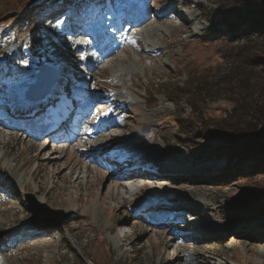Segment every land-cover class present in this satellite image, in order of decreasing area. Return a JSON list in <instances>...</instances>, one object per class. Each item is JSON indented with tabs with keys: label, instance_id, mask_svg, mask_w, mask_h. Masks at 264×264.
Wrapping results in <instances>:
<instances>
[{
	"label": "rangeland",
	"instance_id": "1",
	"mask_svg": "<svg viewBox=\"0 0 264 264\" xmlns=\"http://www.w3.org/2000/svg\"><path fill=\"white\" fill-rule=\"evenodd\" d=\"M109 1L112 3L102 11L96 8L101 22H106L107 16L115 11L114 4L118 7L125 0H106ZM91 2L0 0V80L11 81L12 77L23 73L12 80L10 89L15 96L4 81H0V95L1 91L7 94L2 95L0 101L7 102V108L14 101L20 102L26 88L35 83L34 65L40 61L53 65L61 58L68 66V74H71L69 70H74L71 84L83 82L84 85L81 77L85 69H74L79 60L76 67L72 64L76 59L73 42L83 37L77 38L80 34L74 32L73 41L68 26L79 18L72 15L66 19L65 12L70 6L78 10H73L78 16L85 12L88 15ZM135 2L148 16L151 8H158L152 14L154 23L137 30L142 42L130 39V45L126 44L116 57L103 63L97 74H86L83 79L89 81V90L97 92V99L104 101L100 108L107 114L97 113L99 119L124 114L114 122L111 120V124L122 126L119 132H113L112 139H106V135L101 141L113 144L107 151L121 149L124 151L118 154L131 158L125 146L120 145L118 135L130 137L140 131L142 139L138 146L152 154L146 162L141 160L143 165L149 166L143 168L147 170L146 177L136 184L140 186L138 195L132 202L131 199L122 200L118 195L119 184H107L110 171L99 168L98 164H89L85 169L71 148L58 151L52 147L46 155L39 154L43 145L0 130V155H3L0 162V231L5 232L0 240V264H264V234L257 231L264 226V218L229 225L237 220L234 216L243 215L234 205L239 194L248 187L264 188V176L259 174L251 181L236 184L233 180L237 175L219 186L197 179L204 173L245 171L252 164L230 166L224 157L213 152L217 143L208 137L200 138L196 132L192 134L193 139L186 140L179 134L181 125L193 122L194 118L186 102L177 106L172 102L180 96L186 82L222 70L225 56L240 47L243 34L233 37L222 22L229 9L219 0H132ZM44 3H47L45 7L36 9ZM170 3H173L171 9ZM163 10L172 18L155 21V16H160ZM73 18L71 23H65V19L68 22ZM231 21L239 22L236 17ZM246 26L240 29L245 30ZM13 41L18 47L9 54L8 47ZM155 49L162 52L152 54ZM116 82L119 85L113 87ZM82 85L79 88L82 89ZM124 88L136 102L134 108L129 109L116 98ZM175 88L177 93L174 94ZM231 108L232 102L220 98L206 99L200 106L204 120L223 118ZM2 141L8 145L5 147ZM207 144L211 147H206L205 155L200 156ZM51 152L59 161L53 166L46 161ZM154 162H157L155 167L150 164ZM57 163H61L62 172ZM71 165L83 172L81 177L87 170L90 175L87 181L84 177L79 180L81 182H75L78 171L70 172ZM188 175L192 176L184 178ZM27 195L32 196V206L37 212L34 223L43 227L30 225L32 215L28 211ZM151 200L176 207V212L183 210L179 218L186 224L178 228V233H189L188 237L183 235L189 241L187 244L178 245L179 237L174 242L169 231L147 225L148 215L138 218L136 211ZM65 216L67 218L58 227Z\"/></svg>",
	"mask_w": 264,
	"mask_h": 264
},
{
	"label": "trees",
	"instance_id": "2",
	"mask_svg": "<svg viewBox=\"0 0 264 264\" xmlns=\"http://www.w3.org/2000/svg\"><path fill=\"white\" fill-rule=\"evenodd\" d=\"M219 1L229 9L222 22L229 27L233 37L243 34L242 44L225 56L222 70H216L212 76L207 73L186 82L180 96L172 101L176 106L186 102L191 118H194L193 122L181 125L179 134L184 135L186 140L193 139L192 134L196 132L200 138L208 137L216 142L213 152L224 157L230 166L252 164L245 171L204 173L197 177L215 186L222 181H232L237 175L238 180H233L236 184L251 181L259 174L264 176V0ZM233 17L239 22H232ZM245 24V30L240 29ZM173 93H177L176 88ZM212 98L230 101L232 108L223 118L204 120L200 106L203 101ZM206 147L211 146L207 144L200 156L205 155ZM234 205L243 215L234 216L237 220L232 219L234 222L229 225L263 220L264 188H245ZM257 231L264 234V226Z\"/></svg>",
	"mask_w": 264,
	"mask_h": 264
},
{
	"label": "bare ground",
	"instance_id": "3",
	"mask_svg": "<svg viewBox=\"0 0 264 264\" xmlns=\"http://www.w3.org/2000/svg\"><path fill=\"white\" fill-rule=\"evenodd\" d=\"M110 3H112V2H110ZM116 4H114L115 7H116L115 11L111 15L107 16L109 18L106 19V22H105V20H104V22H103V20L101 22V19L102 18H99L98 21L94 20V21L89 22L90 25L88 26L89 27L88 29L90 30L91 34H88V33L85 34L84 31H82V30L79 29V27H73V26L71 27L72 29H74V32L75 33H79L80 34V36H76L77 38H79V37L82 36V37H85L86 39H89V40H91L93 42V45L92 46L89 47V45H88V46H86L85 49H83L81 51L84 54L85 53L87 54V59L93 61L94 64H92V66H94L96 68V70H98V68L100 67V65H102L103 63L109 62V58H111V57H113V56L116 55V53L107 54L105 57L101 58L98 61V58L94 54H92V51H94V53L97 56H99L101 54V50L106 49V48H103V49L100 48L99 49L97 45H99L101 42L104 41L106 43L105 47H108L109 46V43H111V42L114 43L115 42L114 40L118 39V36L125 37V42H122V44L124 46H125L126 42H128V43L130 42L129 41L130 39L136 41L137 43L142 42L141 37L139 36V33H138L137 30H140V29L146 27L147 25H150L151 23H154L153 22V18L151 16H147V17L144 18V20H142L143 19V16H145L144 15V11H143L141 5H139L137 3H134V4H136V7H137L136 9H134L133 8L132 0H125V1H123L122 5H118V7L116 6ZM172 4L171 3L168 4V7L170 9L172 7ZM104 7L105 6H102V4H101V5H99V7H98L99 9L98 10H101L102 11V9ZM126 7H128V9L125 10ZM171 18H172V15H170V16L167 15L166 10H163L162 11V15L160 16V18L155 17V21H162V22H164L165 20L171 19ZM139 20H141L140 23L138 25H134V23H136ZM86 21H89V20H86ZM133 21H135V22L132 24L131 22H133ZM79 23H80L79 20H77V21L75 20V22L72 23V24L73 25L74 24L75 25H79ZM82 24H84V23H82ZM116 24H119L117 31L113 30L110 33L109 32V29H113L114 25H116ZM101 27H105V28L104 29H101ZM88 36H90V38ZM142 37H144V36H142ZM148 47H150V46H148ZM73 54L76 57L75 61L72 63L73 64V68H74V67H76V64L78 63V60L79 59H77V57H79V55H78L77 51H74ZM63 62L64 61L61 58H57L56 62L53 63L54 67L57 70V81H56L57 84L55 83L56 86L54 85L55 87L54 86H53L54 88L52 87L53 88V89H51L52 91L50 90V93H49L50 95L48 94L44 99L37 100V101H27L25 99H22L20 102L14 101V102L10 103V105H11L10 108H7V105H6L7 102H6V104L4 103L6 106H4V104H1L0 103V112L3 113L2 116H5V118H4L3 121H5L7 123L9 121H12L13 123H17V121L18 120H21L22 118H24L26 120H34V121H32V123L28 122V126L30 128L29 129V132L30 133L28 135H25V138H26L25 140H27V138L28 139L30 138V139H33L35 141V144H37V145L38 144L39 145H43V148L40 150L39 154H44V155H46L45 153H48V151L52 150L53 149L52 147L58 149V151H61V150L63 151V149H64L63 148L64 140L62 139V137L61 138H58L59 133L60 132H63V130H61V128H62L61 125H59V122L60 121H62V120L63 121L64 120H68L69 121L72 115H78V116H80V118L86 117V120H83V122L82 121H78L77 124H76V126H79V132L78 131H75V130H72V131L70 130L71 132H74V133H77L78 132V134H79L78 135V138L76 139V141H74L70 145L75 146V144L78 141H83L84 138H87V140L90 141L89 144H91L92 146L82 144L81 145L82 149H80V152H83V155L81 157H77V160L79 161V163H81L82 165H84V168L87 169V166L89 164H90V166H91V164H95V161L98 158H100L102 160H107L109 158V156H107L106 154H103L101 157L99 156V153L108 146L105 143H100L99 142V138L102 137L101 134H95V135H92V136H90V135L88 136L89 129H90V125H91V121L92 122H96V121L97 122H103V121H105V122H108L109 123V122H112L114 119L118 118V116L119 117L124 116V114H121V115L118 114V116L117 115H110V116H107V117H104V118L102 117V118L98 119L97 118L98 117L97 113L98 114L99 113H101V114L102 113H105L100 108V106H102V103H103V100H101L102 98H99V99L95 98L93 100L89 99L88 95H86L83 92V90L86 87V84L85 83H84V85H82L83 82L81 84H79V85H77L76 83H73L72 88L64 87L62 85V83L66 82V81H70V83H71L72 82V80H71L72 77L71 78L70 77L69 78L67 77V74H68V66H67L66 63H63ZM84 69L86 70L87 69V66H85ZM78 72L81 73V71H78ZM47 73H48V70H46V72L44 73V76L47 75ZM129 75H131V74H129ZM81 85H82V89L79 88ZM118 85H119V83L116 82L113 85V87H116ZM63 89H64L65 94L67 96H69L71 99H74L72 101V103H74L75 101L79 102L78 109L76 111H73V109L70 107L69 102L60 101V99L62 98L61 97V90H63ZM117 89H119V88H117ZM118 97L122 100L123 105L126 104L129 109L134 108V106H136V104H135L136 102H134L133 97L131 98V96L128 94V92L126 91L125 88L122 89L119 92V94L117 95L116 98H118ZM53 104L60 106L58 108V110H61L62 113H60V115L57 114V117L56 118H53V119L50 116L51 114L48 115V116H46V118H48V119H46V122L47 123L45 122V126H43L40 129L41 132H42L41 135L39 137H35V134H37V133L35 131L34 126H36L38 123H41V121H43V117H45L44 114H43V112H42V107H44V106H48L49 107V106H52ZM93 104H97V105L96 106H93ZM87 108H89V109L87 110ZM5 110H6V112H5ZM106 110L107 109H105V111ZM30 112H31V114L28 115V113H30ZM127 112H128V110H127ZM10 118H12V119H10ZM121 127L122 126L119 125V124H110L107 127V129L105 130L106 134L103 137H105L106 135H108L105 138L108 139V140L109 139H112L113 138L112 137L113 136L112 133L115 132V134H116L117 132H119L117 130L120 129ZM0 128H2V127H0ZM21 128H22V126L19 125L14 130H10V129H7V128H2L0 130L10 131V132H13L14 134L16 133L17 136L19 137V136H23V134H21L22 132L19 131V130H21ZM71 129H72V127H71ZM53 137H55V138H53ZM116 139H117V137H116ZM118 139L120 141V145L125 146V148L129 151V154H130L131 158H125L124 160L120 161V164L118 166H115V164H113V162L111 163L110 161H108L107 166L105 165L103 167V168H106V169H108L110 171V173H108V176L107 177L112 178L111 171H113V172H115L117 174L126 173V175L127 174L130 175L132 172L139 171L141 167H145V166L148 167L149 166V165H143V162L141 161V160H144V162H146L145 160L146 159H149L148 156H151L152 154L148 153L147 151H144L142 148H140L138 146L139 141H141V139H142L141 138V132L140 131H136L130 137H124V136H122V135L119 134L118 135ZM145 143H147V142H145ZM2 144H4L5 147L8 145V143H6L4 141H2ZM49 146H50V149H49ZM121 151H124V150H120V151H118V153L121 152ZM91 152H92V154L94 153L96 155H92L91 154L90 156H88L87 154H89ZM52 153L53 152L49 153L47 155L48 158L46 159V161H48L49 163H51V165L52 164H56V162H59V161H56L57 160L56 159V156L53 155ZM118 153H116V154L117 155H120ZM94 156H96V159L93 161L92 159H93ZM2 157H3V155H0V162H1ZM11 163H12V161H11ZM64 163H66V161H64ZM73 164H74V161H73ZM150 164H152V166H154V167H155V165L157 166V162L150 163ZM60 166H61V163L58 164V169L62 172L63 169H61ZM78 166H79V164H78ZM78 170H80V169H78L77 166H72L71 165L70 172H73V171L76 172ZM35 171L36 170H34V172ZM81 173H83V172L78 171L77 176L74 177L75 178L74 179L75 182H78V183L81 182L79 180L84 179V177H85V181H87L88 176H90V175H88V171L87 170L84 172V177H81V175H82ZM105 176H106V174H105ZM191 176L192 175H188V176H186L184 178L188 179ZM99 178L102 179V177H99ZM103 181H104V178H103ZM88 182H89V180H88ZM222 182H224V181H222ZM111 183L112 184H114V183L115 184H119V187H121L120 193H118V195L120 194L122 200L123 199L135 198V195L137 194L138 188L140 187V186H136L137 182H136V180H134L132 178H129L127 180H124L123 182H120V183H116L115 181L110 180V182L107 183V184L110 185ZM37 192L39 193L40 191L38 190ZM33 196H34V194H33ZM35 199L38 200V201H41V199L39 197H37V196H35ZM159 204H162V205H159ZM155 206H157V208H154ZM160 206H163L164 207L165 204H163L162 202H158V201L151 200L149 203H145L144 205H142V206L139 207V209H140L139 212H136L137 213V216L141 215V213H143V212L146 213V214L147 213H150L152 215L157 216L156 219H155V217H152L151 219L147 220L146 221L147 224L152 219L153 220L150 222L151 224H161V225H163L166 221H169V220L172 221V222H176L175 219H177V217L180 216L178 214L176 215V213H177L176 211L178 210V208H176V207H170V206H165L163 208V210L156 211V209L158 210ZM172 210L175 212V216H171L170 218L167 217L168 220H165V218L161 219L162 217H165L166 216L165 215L166 212H172ZM191 211H194V209H191ZM161 225L158 226V228L163 227ZM179 227H180L179 225L178 226H175V229H176V232L175 233L179 232V229H178ZM180 232H181V230H180ZM36 233H38V232H36ZM181 234H184V233H181Z\"/></svg>",
	"mask_w": 264,
	"mask_h": 264
},
{
	"label": "water",
	"instance_id": "4",
	"mask_svg": "<svg viewBox=\"0 0 264 264\" xmlns=\"http://www.w3.org/2000/svg\"><path fill=\"white\" fill-rule=\"evenodd\" d=\"M16 48V44L13 43L12 47L10 48V52H13L14 49ZM46 70H48L47 75L44 76V73L46 72ZM40 73L37 76V84L33 87H31L29 89V92L27 93V98L30 100H37V99H41L44 98L50 91V89L52 88V86L55 83L56 80V72L55 69L52 66L49 65H45V66H41V68L39 69ZM28 198V211L31 213L32 217L30 219L31 222V226L32 227H43L41 225H38L36 223H34L35 218H37V212L34 209V207L32 206V196L31 195H27L26 196ZM67 218V216H65L62 221H60L58 223V227H60L62 225V222ZM5 235V232L0 231V239Z\"/></svg>",
	"mask_w": 264,
	"mask_h": 264
},
{
	"label": "snow or ice",
	"instance_id": "5",
	"mask_svg": "<svg viewBox=\"0 0 264 264\" xmlns=\"http://www.w3.org/2000/svg\"><path fill=\"white\" fill-rule=\"evenodd\" d=\"M23 63L27 64V61H24Z\"/></svg>",
	"mask_w": 264,
	"mask_h": 264
}]
</instances>
